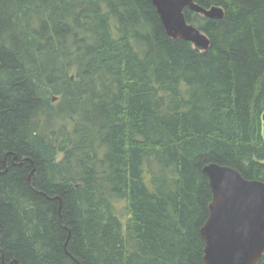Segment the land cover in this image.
Instances as JSON below:
<instances>
[{"label":"trees","instance_id":"obj_1","mask_svg":"<svg viewBox=\"0 0 264 264\" xmlns=\"http://www.w3.org/2000/svg\"><path fill=\"white\" fill-rule=\"evenodd\" d=\"M195 1L207 50L153 0H0V264H205L204 167L264 181V0Z\"/></svg>","mask_w":264,"mask_h":264},{"label":"water","instance_id":"obj_2","mask_svg":"<svg viewBox=\"0 0 264 264\" xmlns=\"http://www.w3.org/2000/svg\"><path fill=\"white\" fill-rule=\"evenodd\" d=\"M153 3L169 35L191 41L201 50L210 47V38L188 21L186 8L209 18L225 15L222 6L205 8L195 0ZM203 170L213 191L210 216L202 228L205 264H258L264 253V181L248 179L236 168L215 162Z\"/></svg>","mask_w":264,"mask_h":264},{"label":"rangeland","instance_id":"obj_3","mask_svg":"<svg viewBox=\"0 0 264 264\" xmlns=\"http://www.w3.org/2000/svg\"><path fill=\"white\" fill-rule=\"evenodd\" d=\"M119 207H123V203L122 202L119 203Z\"/></svg>","mask_w":264,"mask_h":264}]
</instances>
